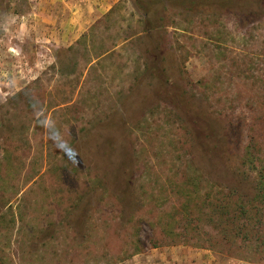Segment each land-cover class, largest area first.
<instances>
[{"label": "rangeland", "instance_id": "obj_1", "mask_svg": "<svg viewBox=\"0 0 264 264\" xmlns=\"http://www.w3.org/2000/svg\"><path fill=\"white\" fill-rule=\"evenodd\" d=\"M263 166L264 0H0V264H264Z\"/></svg>", "mask_w": 264, "mask_h": 264}, {"label": "trees", "instance_id": "obj_2", "mask_svg": "<svg viewBox=\"0 0 264 264\" xmlns=\"http://www.w3.org/2000/svg\"><path fill=\"white\" fill-rule=\"evenodd\" d=\"M210 166H211V169H213V173L214 172H216V173H219V172H221V169L219 170L218 169V167L217 166H215V165H213V163L212 162H210ZM119 170H120V168H119ZM118 170V171H119ZM258 172H260V173H264V166L262 167V168H259L258 169ZM262 196H264V195H262ZM243 214H245V211H243Z\"/></svg>", "mask_w": 264, "mask_h": 264}]
</instances>
